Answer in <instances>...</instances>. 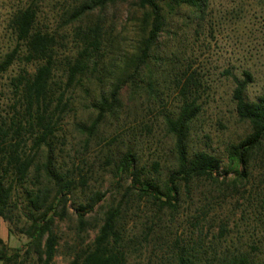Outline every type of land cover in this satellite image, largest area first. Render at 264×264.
<instances>
[{
	"label": "trees",
	"instance_id": "1",
	"mask_svg": "<svg viewBox=\"0 0 264 264\" xmlns=\"http://www.w3.org/2000/svg\"><path fill=\"white\" fill-rule=\"evenodd\" d=\"M44 1L27 0L10 10L7 26L14 43L0 58V76L14 63L22 65L10 78L8 110L0 115V217L12 221L18 207L13 193L21 189L26 218L21 232L29 239L22 254L19 250L9 253L2 245L0 263L54 264L59 239L56 220L71 214L78 236L86 233L89 237L90 229L96 232L86 244L81 236L83 245L72 253L68 264H137L131 260L133 252L140 253V244L134 239L133 227L127 228L130 210L140 208L135 202L142 199L145 207L157 212H177L182 195L189 194L193 184L216 182V176L229 171L217 154L190 149L191 126L201 111L199 75L189 64L175 66L174 52L163 50L168 46L164 36L171 31L180 8L201 18L207 0H62L61 4L55 0L60 9L53 7L54 26L43 15ZM127 1L134 9L130 18L134 38L128 46L116 45L105 13ZM159 68L169 75L178 95V103L162 122L171 141L172 161L162 172L159 161L141 164L130 144L110 147L117 142V137L111 139L97 162L103 176L110 177L112 194L120 197L113 201L112 196L104 208L100 203L107 198L106 190L89 188L95 172L81 157L92 143L99 145V127L106 118L118 117L124 92L134 99L140 91L152 89ZM105 73L108 82L103 86ZM232 78L235 112L248 128L244 137L226 148L234 175L231 185L236 187L248 177L253 159H264V93L255 100L246 98V86L252 81L249 71H243L242 78ZM95 82L97 92L86 105L91 113L72 124L81 137L76 150L80 161L71 160L67 165L60 159L61 151H56V143H63L64 137L62 132L57 134L62 130L60 123L73 111L72 94L79 89L88 95ZM223 229L221 226L220 235ZM200 253L203 255L188 244H177L164 260L145 264H251L247 255L228 248Z\"/></svg>",
	"mask_w": 264,
	"mask_h": 264
},
{
	"label": "rangeland",
	"instance_id": "2",
	"mask_svg": "<svg viewBox=\"0 0 264 264\" xmlns=\"http://www.w3.org/2000/svg\"><path fill=\"white\" fill-rule=\"evenodd\" d=\"M26 2L0 0V58L14 43L7 26L8 14L16 5ZM60 4L55 0H45L42 4L43 15L47 14L52 26L56 25L53 7L59 10ZM133 10L127 1L107 9L105 13L106 24H110L113 30L116 45L128 46L132 43L134 27L130 18ZM188 12L186 7H182L173 17L175 23L164 36L168 46L163 50L174 52L171 58L175 66L182 68L189 64L199 75L198 102L201 111L191 126L190 149L217 154L229 171L227 175L220 173L216 176V182L201 180L193 184L189 194L182 195L177 212L167 209L157 212L145 207L147 204L142 199L135 202L140 208L133 207L131 213L129 211L131 219L127 228L133 227L134 239L140 244L141 251L133 252L131 261L137 264H145L149 260L159 262L171 254L177 244H188L200 255L203 251L209 254L213 249L228 248L247 255L251 264H264V159L262 156L255 157L248 177L234 187L231 185L233 171L229 169L226 156L227 146L236 143L248 132L247 125L239 120L235 112L232 76L242 78L243 71L251 73L252 81L245 89L248 100H255L264 93V0H207L201 18L191 17ZM20 67L21 64L14 63L0 76V115L8 110L11 97L8 83ZM162 71L159 68V74L155 73L153 77V90L144 89L134 99L124 92V107L118 117L106 118L99 127V145L92 143L86 156L81 157L95 172L89 181V188L106 190L107 198L100 203L104 208L112 202V196L113 201L120 197L112 194L110 177L103 176L97 162L104 155L102 148L111 139L117 137V142L111 143L110 147L115 143L130 144L138 153L141 164L149 166L152 161H159L162 172L172 161L171 141L162 122L163 116L178 103V95L171 86V78ZM102 79L105 86L108 73ZM94 84L96 82L89 84L88 95L79 89L72 94L75 97L73 111L60 123L62 130L57 134L62 132L64 137L61 139L63 143H56V151H61L60 159L67 165L71 160L80 161L76 150L81 145V137L76 135L72 124L91 113L86 105L97 92ZM13 201H17L18 207L13 210L12 221L0 217V248L4 245L9 253L19 250L22 254L29 239L21 232L26 224L21 189L17 188L13 193ZM69 212H73L70 207ZM145 214L150 218L143 217ZM69 216L56 220L55 232L59 239L54 264H68L72 253L81 244V236H85L83 244H86L96 232L90 229L89 237L86 233L78 236L75 217ZM221 226L224 229L220 235Z\"/></svg>",
	"mask_w": 264,
	"mask_h": 264
}]
</instances>
